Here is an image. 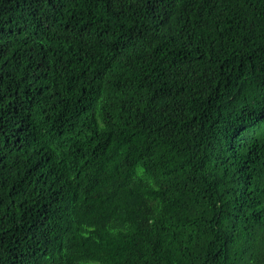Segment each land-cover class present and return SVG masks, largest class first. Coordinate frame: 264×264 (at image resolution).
<instances>
[{
  "label": "trees",
  "instance_id": "trees-1",
  "mask_svg": "<svg viewBox=\"0 0 264 264\" xmlns=\"http://www.w3.org/2000/svg\"><path fill=\"white\" fill-rule=\"evenodd\" d=\"M0 264H264V0H0Z\"/></svg>",
  "mask_w": 264,
  "mask_h": 264
},
{
  "label": "bare ground",
  "instance_id": "bare-ground-1",
  "mask_svg": "<svg viewBox=\"0 0 264 264\" xmlns=\"http://www.w3.org/2000/svg\"><path fill=\"white\" fill-rule=\"evenodd\" d=\"M58 244V243H57ZM51 250V249H50Z\"/></svg>",
  "mask_w": 264,
  "mask_h": 264
}]
</instances>
